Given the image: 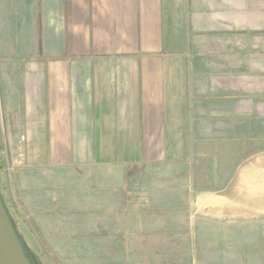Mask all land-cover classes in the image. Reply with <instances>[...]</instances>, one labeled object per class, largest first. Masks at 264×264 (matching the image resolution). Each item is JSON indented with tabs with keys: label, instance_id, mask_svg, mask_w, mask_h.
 <instances>
[{
	"label": "rangeland",
	"instance_id": "374dc122",
	"mask_svg": "<svg viewBox=\"0 0 264 264\" xmlns=\"http://www.w3.org/2000/svg\"><path fill=\"white\" fill-rule=\"evenodd\" d=\"M6 3L0 0V194L29 262L264 264V76L240 62L239 36L191 31L189 54V81L211 94L201 116L231 132L205 139L191 129L188 155L152 160L161 142L143 143L141 152L99 136L78 144L48 127L50 63L87 68L102 54L91 47L77 56L69 45L47 54L44 32L21 30ZM169 34L168 47L181 49L182 30Z\"/></svg>",
	"mask_w": 264,
	"mask_h": 264
},
{
	"label": "crops",
	"instance_id": "0c3cea01",
	"mask_svg": "<svg viewBox=\"0 0 264 264\" xmlns=\"http://www.w3.org/2000/svg\"><path fill=\"white\" fill-rule=\"evenodd\" d=\"M6 5L21 30L44 32L47 54L69 45L77 56L91 47L103 55L87 68L77 60L47 68L53 113L48 127L59 134L65 130L70 142L87 144L99 136L102 143L136 144L140 152L143 143L161 142L160 155L150 157L157 160L188 155L191 129L205 139L230 133L223 123L201 116L211 109V94L189 81L191 31H227L229 38L235 32L240 62L250 64L249 73L264 76V0H7ZM178 30L183 47L170 49L169 33ZM218 95L222 105L224 93Z\"/></svg>",
	"mask_w": 264,
	"mask_h": 264
},
{
	"label": "water",
	"instance_id": "95a60500",
	"mask_svg": "<svg viewBox=\"0 0 264 264\" xmlns=\"http://www.w3.org/2000/svg\"><path fill=\"white\" fill-rule=\"evenodd\" d=\"M0 198V264H30Z\"/></svg>",
	"mask_w": 264,
	"mask_h": 264
},
{
	"label": "trees",
	"instance_id": "16d2710c",
	"mask_svg": "<svg viewBox=\"0 0 264 264\" xmlns=\"http://www.w3.org/2000/svg\"><path fill=\"white\" fill-rule=\"evenodd\" d=\"M0 198H1V203L3 204V206H4V209H5V212H6V215L8 216V218H9V220H10V222H11V224H12V229L14 230V232H15V234H16V231H15V229H14V226H13V223H12V221H11V219H10V217H9V215H8V213H7V210H6V207H5V205H4V201H3V199H2V196H1V194H0ZM16 236H17V234H16ZM17 239H18V236H17ZM18 242L20 243V241H19V239H18ZM20 245H21V243H20ZM21 247H22V245H21ZM22 249L24 250V248L22 247ZM24 252H25V250H24ZM25 255H26V252H25ZM26 257H27V260H28V256L26 255ZM29 261V260H28ZM30 263V262H29ZM31 264V263H30Z\"/></svg>",
	"mask_w": 264,
	"mask_h": 264
}]
</instances>
